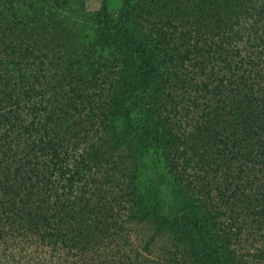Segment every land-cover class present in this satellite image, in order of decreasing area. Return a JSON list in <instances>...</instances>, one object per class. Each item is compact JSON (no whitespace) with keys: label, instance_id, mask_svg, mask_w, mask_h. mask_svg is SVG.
<instances>
[{"label":"trees","instance_id":"1","mask_svg":"<svg viewBox=\"0 0 264 264\" xmlns=\"http://www.w3.org/2000/svg\"><path fill=\"white\" fill-rule=\"evenodd\" d=\"M0 1V264H144L124 249L131 223L147 244L176 236L171 264H234L244 207L220 218L203 196L216 188L223 210L246 189L264 197V58L228 74L243 63L225 34L263 25L264 0H122L120 23L102 7L86 33L71 0ZM217 152L235 165L221 188L179 175ZM146 169L177 205L159 206Z\"/></svg>","mask_w":264,"mask_h":264},{"label":"rangeland","instance_id":"2","mask_svg":"<svg viewBox=\"0 0 264 264\" xmlns=\"http://www.w3.org/2000/svg\"><path fill=\"white\" fill-rule=\"evenodd\" d=\"M1 4V1H0ZM249 7L248 3H245ZM102 7H105L106 12L109 14V18L113 23H120L122 20V0H71V2L65 8L66 14L76 22L78 28H82L86 32H95L96 22L98 19V12L101 11ZM208 13V12H207ZM229 22H227L228 24ZM233 30L230 29L231 24H228L229 28H225V34L230 36L228 47L232 52L229 53L235 59L236 64L242 62V67L234 68L233 71H230L228 74L237 76V72H241L244 68L246 70H252V74H256L261 69V60L264 58V24L260 23L257 26H249L246 21H242L240 24L233 22ZM232 23V24H233ZM160 25L158 23L157 28H163V30L168 31V33L175 34L176 25L173 23H163ZM206 26H213L212 24L207 23ZM225 26V25H222ZM220 25V27L222 28ZM222 30V29H221ZM237 30V31H235ZM42 42V39H41ZM43 43H46V40ZM42 48L43 44H39ZM38 46V45H37ZM35 54H39L35 48ZM45 50V49H44ZM47 52V50H45ZM48 56H66L65 54L58 52L47 53ZM1 56V54H0ZM42 56V54H39ZM262 66V65H261ZM41 71H37L40 74ZM188 127H185V132ZM182 129L179 131L181 132ZM205 145V143H204ZM226 155L223 153L217 152L213 155H210L208 158L213 162L212 168L208 169L207 167H200L197 164L194 165L193 161L190 163H184L183 167H179L180 173H184L187 176V179L194 182L198 187L208 184H218L220 188L223 186L222 180L224 178V173L227 170V166H233V169L227 171V174H233L235 171V165L232 164L233 157L230 159V163L227 165L229 160L224 161ZM237 157L238 154H237ZM196 159V157H194ZM144 163L148 167H151L150 157L143 158ZM178 165H181L184 160L183 158H177ZM206 162V161H205ZM104 168V167H103ZM208 171L206 173L205 171ZM145 178L151 179L154 183V187L160 190L161 201H159V206H161L165 211L167 207H172L173 204L178 203L175 198V193L170 192V188L164 183H160L155 180V175L151 172L150 169H146ZM198 178L196 179V176ZM196 179V180H195ZM201 182L200 184H198ZM214 187V186H213ZM216 188L212 189L210 194L203 196L206 200H210L214 206H219L220 218H223L225 214H229V208H241L244 207L239 212L242 214L239 215V212L235 214L230 213L233 216V222L236 223L235 236L232 238L231 245L229 249L233 251V257L235 258L234 264H264V197L252 196V198L246 197L247 189L245 193L237 194L239 197H232L229 201L228 208L223 210L222 204L226 207L225 201L217 199ZM225 212V213H224ZM128 234L130 245L125 246L124 249L132 250L129 254L137 252L143 257L144 264H154L153 261H157L158 264H171L174 260L172 256L166 253L168 249L171 251H178L175 245L176 236L172 237L170 241H166V235L163 232L158 231L154 236L153 241L150 244H147L149 234L151 230L149 228L142 226L140 224L131 223L128 225ZM166 238V239H165ZM166 244L169 246L166 247ZM147 246V249H145ZM31 248V247H30ZM127 255V254H126ZM140 257V258H141ZM168 261V262H167Z\"/></svg>","mask_w":264,"mask_h":264}]
</instances>
